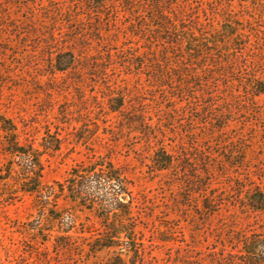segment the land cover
<instances>
[{"label":"trees","instance_id":"obj_1","mask_svg":"<svg viewBox=\"0 0 264 264\" xmlns=\"http://www.w3.org/2000/svg\"><path fill=\"white\" fill-rule=\"evenodd\" d=\"M32 16L39 36L29 43L32 59L64 75L51 80L53 90L72 102L73 91L90 86L96 109L116 115L104 129V155L45 190L46 205L64 199L58 214L41 218L46 224L61 217L71 228L85 204L98 220L100 229L91 223L84 237L63 228V252L78 246L80 264H264V0H61ZM13 127H1L2 147L23 165L9 176L37 194L40 152L21 145ZM59 142L48 133L41 146L58 150ZM121 143L150 157L165 192L156 209L165 220L149 229L176 244L165 259L144 240L153 202L112 162ZM93 182L107 189L109 207L92 200ZM227 206L263 222L248 232L208 225ZM167 215L180 226L188 218L189 241L168 231Z\"/></svg>","mask_w":264,"mask_h":264},{"label":"rangeland","instance_id":"obj_2","mask_svg":"<svg viewBox=\"0 0 264 264\" xmlns=\"http://www.w3.org/2000/svg\"><path fill=\"white\" fill-rule=\"evenodd\" d=\"M57 2L61 0H0V264H80L78 246L64 253L58 244L63 228L74 239L87 236L82 233L91 223L94 228L90 230L100 229L95 213L87 210L89 204L81 209L76 208L79 218L71 224V228L64 226L68 223L66 215L62 217L65 220L60 217L52 224H46L41 219L51 216L49 211L52 209L58 214L64 205L60 195L54 199L48 198L49 204L46 205V188L56 182L62 183L81 162L103 156L101 140L105 137L104 129L116 118L115 114H104L96 109L92 101L95 90L90 86L85 91H73L72 102L62 99L60 89L54 85L56 91L53 90L51 80L55 78L61 82L64 75H51L44 62L39 63L37 68L38 61L32 59L29 43L39 38L35 34L37 27L33 12L38 13L49 3L55 5ZM13 126L21 145L32 146L33 150L40 152L41 191L37 194L25 192L24 189L29 187L19 188L15 178L9 176V169L12 171L14 167L20 171L23 165L18 166L17 162L21 160L17 158H12L14 163H11L2 147L5 132L12 130ZM1 127H5V132ZM48 133L57 134L60 139L58 150L42 148ZM112 152L115 166L130 172L129 179L141 185L155 206L152 219L142 223L148 230L144 240L154 256L165 259L169 252H175L176 244L161 242L160 235L152 234L149 230L159 219L165 220V215L161 216L156 210L160 204L158 200L163 198L165 192L159 190L157 179L151 174L150 157L127 149L123 143ZM102 187L94 182L89 183L88 192L92 194L93 201L98 202L103 198V206L109 207L111 196ZM218 188H214L215 191L223 190ZM176 219L173 215H167V221H170L168 231L176 233L180 243L189 241L192 228L188 226V218L184 216L182 226ZM257 222L262 223V218L241 210L240 206L237 209L227 206L207 223L248 232L255 229L251 225ZM206 245L204 242L202 247Z\"/></svg>","mask_w":264,"mask_h":264}]
</instances>
